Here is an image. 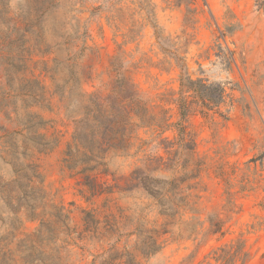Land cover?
I'll use <instances>...</instances> for the list:
<instances>
[{"label":"rangeland","instance_id":"374dc122","mask_svg":"<svg viewBox=\"0 0 264 264\" xmlns=\"http://www.w3.org/2000/svg\"><path fill=\"white\" fill-rule=\"evenodd\" d=\"M189 8L175 0H0V264H127L128 253L140 264H221L219 248L236 242L245 264H264V3L195 0ZM74 52L75 104L81 93L108 94L116 57L150 110H166L171 123L179 121L182 71L223 88L211 109L184 92L191 108L181 125L201 161L186 190L195 213L170 220L141 188L125 190L136 168L182 174L147 160L170 156L162 139L177 150L175 128L159 137L140 130L128 154H111L108 173L95 175L112 192L86 199L82 176L62 161L74 127L51 79L68 76ZM209 218L223 222L221 232L210 231ZM152 228L167 232L146 258L138 246Z\"/></svg>","mask_w":264,"mask_h":264},{"label":"trees","instance_id":"16d2710c","mask_svg":"<svg viewBox=\"0 0 264 264\" xmlns=\"http://www.w3.org/2000/svg\"><path fill=\"white\" fill-rule=\"evenodd\" d=\"M194 1L175 0L177 5H185L188 12H192L189 7ZM203 1L205 2V0ZM155 33L159 40L160 35L157 28H155ZM77 55L78 52H74L66 58V67L69 74L67 77L61 78V83L57 82L56 77H53V75L51 79L54 81L53 93L64 103L66 115L74 127L71 141L67 143L63 152L62 161L69 171L82 176V185L86 186L89 192L86 199L104 192H112L110 186L97 183L95 175L97 173H108L107 159L111 154H128L135 142L140 140V130L150 129L156 133L155 137H159L166 130L175 128L177 131V150L171 151L170 149L175 145V142L166 143L162 139L158 144H165V151L170 156L166 160L161 156L150 157L147 160L155 164L154 170L181 167L182 174L164 179L152 176L141 168H136L132 171L130 183L125 190L132 189V187L141 188L154 199L159 214L170 220L180 212L195 213L196 208L193 205L194 203H190V199L196 196L191 191L186 192V190L195 187L192 180L199 175L201 161L196 158L195 142L192 139L186 140L184 126L181 125V121L188 115L191 108L190 101L187 100L184 92H191L196 100L195 102L211 109V106H218L223 101V88L217 86V89L212 90V85H206L200 79H192L187 72L182 71L179 80V98L175 100L179 110V121L171 123L169 121L170 117L166 115V110L160 109L156 113L150 110L131 78L122 73V64L116 57L111 61L115 77L108 94L102 96L99 92L81 93L79 94L81 98L75 104L74 90L79 85V78L74 70ZM53 61L56 62V59ZM55 66L51 70L44 69V71L55 73ZM37 95L38 93L34 91L33 96ZM73 104L75 105L73 106ZM34 118H36L35 124L41 125L43 123L38 115H35ZM39 139L42 140V136ZM40 140V146L50 144L49 141L41 142ZM52 146L49 148H52ZM59 216H62V214L59 213ZM91 216L90 212H86L84 220L86 222L92 221ZM66 219H68V216L65 214L61 222L64 224ZM209 222L212 233L221 232L222 221H213L212 218H209ZM168 223L170 222L166 224ZM64 226L67 230L69 229L66 224ZM165 232H167L165 228H163V231L156 228L145 230V238L138 246L140 254L147 258L158 252L162 247L158 240L161 234ZM243 248V244L240 242L220 247L221 254L216 258V261L221 264H245L248 255L243 251ZM127 256V264H140L135 261L133 254L128 253Z\"/></svg>","mask_w":264,"mask_h":264}]
</instances>
